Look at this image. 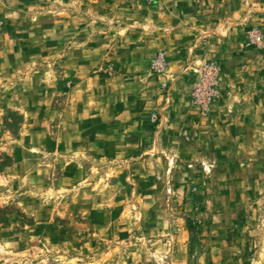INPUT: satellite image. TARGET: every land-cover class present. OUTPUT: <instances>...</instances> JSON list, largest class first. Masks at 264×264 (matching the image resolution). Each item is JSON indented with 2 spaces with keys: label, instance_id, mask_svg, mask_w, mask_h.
I'll use <instances>...</instances> for the list:
<instances>
[{
  "label": "rangeland",
  "instance_id": "rangeland-1",
  "mask_svg": "<svg viewBox=\"0 0 264 264\" xmlns=\"http://www.w3.org/2000/svg\"><path fill=\"white\" fill-rule=\"evenodd\" d=\"M13 2L0 0V264H264V0H209L218 57L194 62L146 36L143 15L117 44L100 30L85 44L45 14L29 27L4 13Z\"/></svg>",
  "mask_w": 264,
  "mask_h": 264
},
{
  "label": "crops",
  "instance_id": "crops-1",
  "mask_svg": "<svg viewBox=\"0 0 264 264\" xmlns=\"http://www.w3.org/2000/svg\"><path fill=\"white\" fill-rule=\"evenodd\" d=\"M144 9L131 0H14L4 13L10 12L11 16L27 15L29 27L33 18L39 19V16L45 14L50 24L49 29L56 31L62 41L70 39V32L73 30L78 38L86 40L85 44L87 39L98 38L101 34L109 37L114 35L117 44L120 39L129 37H125V33L123 37L119 36L120 31L126 30V34H129L134 29L133 15H143L138 16L139 19L147 20L143 25H146L143 33L153 37L154 41L158 40L165 53L175 56L174 60L194 62L196 59L202 61L218 57V50L211 47L209 39L203 36V30L207 26L210 29L209 26H213V23H207V17L205 20L200 18L202 14L212 13L209 0H159L156 5ZM0 19L3 21L0 27V42L3 43L6 31L11 27L6 26L3 17ZM101 19L105 22L100 21ZM26 20L19 19L21 25ZM99 30L101 34L97 33ZM102 30L112 31L103 33ZM210 30L214 31L213 27ZM103 37L106 36H100L101 39ZM225 41L226 39H223L224 43ZM204 46L205 49L201 53ZM206 52L213 55L205 54Z\"/></svg>",
  "mask_w": 264,
  "mask_h": 264
},
{
  "label": "built area",
  "instance_id": "built-area-1",
  "mask_svg": "<svg viewBox=\"0 0 264 264\" xmlns=\"http://www.w3.org/2000/svg\"><path fill=\"white\" fill-rule=\"evenodd\" d=\"M9 2L11 0H3ZM138 2H143L146 4H151L155 0H136ZM254 39L258 41V36H254ZM165 65V57L160 54L153 63V69L155 71H162ZM217 77V71L211 67H206V69L201 73V81L193 89V96L197 102L202 104L207 103L212 96L213 85L215 83V78Z\"/></svg>",
  "mask_w": 264,
  "mask_h": 264
}]
</instances>
